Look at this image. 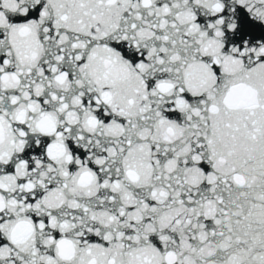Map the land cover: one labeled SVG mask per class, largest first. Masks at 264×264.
<instances>
[{"label": "water", "instance_id": "water-1", "mask_svg": "<svg viewBox=\"0 0 264 264\" xmlns=\"http://www.w3.org/2000/svg\"><path fill=\"white\" fill-rule=\"evenodd\" d=\"M0 264H264V0H0Z\"/></svg>", "mask_w": 264, "mask_h": 264}]
</instances>
